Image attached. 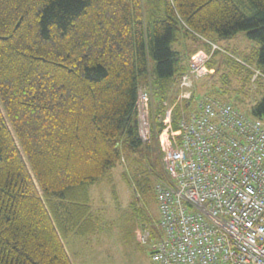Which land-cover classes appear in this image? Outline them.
<instances>
[{"label":"trees","instance_id":"1","mask_svg":"<svg viewBox=\"0 0 264 264\" xmlns=\"http://www.w3.org/2000/svg\"><path fill=\"white\" fill-rule=\"evenodd\" d=\"M242 32L251 51L212 49ZM199 50L205 93L264 120V0H0V264H72L63 239L97 233L89 189L122 164L136 200L167 181L165 103Z\"/></svg>","mask_w":264,"mask_h":264},{"label":"built area","instance_id":"2","mask_svg":"<svg viewBox=\"0 0 264 264\" xmlns=\"http://www.w3.org/2000/svg\"><path fill=\"white\" fill-rule=\"evenodd\" d=\"M207 59L193 54L177 82L159 137L167 181L154 186L156 237L141 231L137 240L156 264H264V120L211 97L192 110L194 82L207 72ZM147 102L139 94L137 111ZM138 122L140 139L149 141L139 112Z\"/></svg>","mask_w":264,"mask_h":264},{"label":"rangeland","instance_id":"3","mask_svg":"<svg viewBox=\"0 0 264 264\" xmlns=\"http://www.w3.org/2000/svg\"><path fill=\"white\" fill-rule=\"evenodd\" d=\"M218 42L216 47L219 50L222 51V48L225 47L238 54L251 51L254 45V43L247 39L244 32ZM193 43L192 41H184L183 45L185 47H191ZM184 46L181 47L183 48ZM171 47L173 49L177 48L176 44H172ZM200 52L206 54L208 58L207 53L203 50L195 53ZM209 73H212V71L207 70L202 77L194 82V88L192 90V95H194L192 110H195L199 102L203 101L206 97H210L203 90L206 85L207 74ZM178 80L179 78L177 82ZM142 93H146L144 89L139 91V94ZM176 96L177 83L175 91L170 93L168 101L165 104V115L167 110H171L172 106H174ZM138 108L139 115L143 118V122H140V124L142 134L145 136L148 129L147 126H149V99L146 106L139 104ZM163 135L164 131L159 137ZM137 151V156L142 154V148H138ZM22 156L27 167H29L23 153ZM124 171L129 175L126 165L122 164V166L113 169L105 180L90 187L89 191L92 199L93 215L98 224V230L96 234L86 236L72 234L63 239V244L72 264H156L151 259L149 247L141 246L137 240L138 233L142 231V226L144 225L141 220L145 217L154 224L159 218L158 203L154 192L156 181H153L151 189L153 196L147 197L140 195L139 200H136L134 197L135 189L129 188L121 177V173ZM133 201L137 202V210L135 213H132L129 207V204Z\"/></svg>","mask_w":264,"mask_h":264},{"label":"bare ground","instance_id":"4","mask_svg":"<svg viewBox=\"0 0 264 264\" xmlns=\"http://www.w3.org/2000/svg\"><path fill=\"white\" fill-rule=\"evenodd\" d=\"M176 109V108H175Z\"/></svg>","mask_w":264,"mask_h":264}]
</instances>
